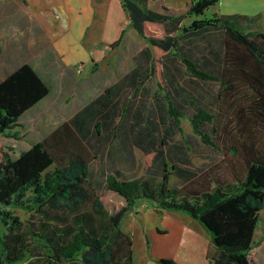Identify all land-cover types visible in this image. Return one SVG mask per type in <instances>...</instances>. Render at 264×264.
<instances>
[{
  "label": "trees",
  "instance_id": "1",
  "mask_svg": "<svg viewBox=\"0 0 264 264\" xmlns=\"http://www.w3.org/2000/svg\"><path fill=\"white\" fill-rule=\"evenodd\" d=\"M148 1L122 0V6L133 27L151 44L154 64L159 57L174 55L192 76L218 81V98L228 100L233 92L243 96L247 104L239 108L242 117L246 110L254 121L264 117V30L250 29L257 19L217 13L204 16L218 0H192L181 15L165 8L157 11ZM185 17L192 20L180 25ZM212 35H221L218 48L210 49L216 59L213 72L179 49L180 39ZM47 93L48 86L27 64L0 82V219L4 228L0 264H132V237L121 228V221L140 200L151 201L158 211H181L199 220L214 244V251L208 253L214 264H250L249 254L259 243L254 234L264 208V156L252 143L245 146L240 174L226 183L208 177L200 183L194 171L180 167L183 161L169 165L157 150L146 154L145 176L127 178L119 170L108 171L103 178L95 176L90 167L95 155L88 148L93 145L84 141L87 128L78 115L12 156L1 137L18 139V132L13 131L17 119ZM186 98L182 95L183 101ZM166 100L178 124L185 117L181 113L184 104L172 96ZM213 119V114L198 108L190 125L203 143L219 149L202 129ZM172 175L185 182L173 184ZM102 190H112L125 203L110 213ZM11 208L23 209L36 219L24 222ZM157 262L177 264L166 258Z\"/></svg>",
  "mask_w": 264,
  "mask_h": 264
},
{
  "label": "crops",
  "instance_id": "2",
  "mask_svg": "<svg viewBox=\"0 0 264 264\" xmlns=\"http://www.w3.org/2000/svg\"><path fill=\"white\" fill-rule=\"evenodd\" d=\"M191 1L149 0L147 5L181 15ZM213 8L220 15L254 17L257 21L250 29L264 30V0H218ZM92 31H98V36ZM176 60V56L166 55L154 64L152 46L131 24L122 0H0V82L27 64L48 86V93L17 119L13 131L19 138L2 136L1 140L11 155H19L78 115L87 128L84 141L93 145L88 148L95 155L90 163L95 176L103 178L112 170H119L127 178L145 176L149 166L140 164V159L144 161L148 152L159 151L164 124L172 128L177 124L166 100L168 96L175 99L173 92L184 87L182 83L177 85ZM80 64L82 68L77 71ZM148 91L160 102L150 112L122 101L124 95L138 98ZM164 156L166 160L169 157ZM100 160H110L112 166ZM179 165L188 167L186 158ZM140 201L125 213L132 223L134 217L144 222L147 212H152L155 219L165 217L167 226L153 222L154 229L158 234L173 232L176 241L169 244L175 249L171 256L151 254L137 264H159L160 258L177 264H214L208 257L214 244L199 220L181 211H158L151 201ZM127 225L129 228H121L130 234V221Z\"/></svg>",
  "mask_w": 264,
  "mask_h": 264
},
{
  "label": "rangeland",
  "instance_id": "3",
  "mask_svg": "<svg viewBox=\"0 0 264 264\" xmlns=\"http://www.w3.org/2000/svg\"><path fill=\"white\" fill-rule=\"evenodd\" d=\"M214 13L215 10L213 6H211L205 11L204 16L211 17ZM191 20L192 17H185L181 21V25H187ZM99 21L97 17V22ZM95 25L96 24L93 23L92 30ZM158 32L161 34L163 33L160 30H158ZM97 34L98 31H92L93 36H98ZM218 36L221 35L180 39L179 49L181 52L196 59L201 68L213 72L216 59L210 49L218 48ZM146 43L147 42H144V45H146ZM206 62H210L209 65L205 66L204 63ZM174 72L178 78L177 85H180L179 83L184 85L182 90L179 88L177 89L180 90L182 95L187 97L185 101H183L181 94L179 95V93L173 92L174 98L184 104L181 113L185 117H180L178 124L173 128L171 124L169 126L164 124L160 128L161 136L159 139L160 143L158 144L160 155H176V157L174 156L175 159L172 158V160L168 157L167 161L169 165H171L173 161L177 163V161H183V159L186 158V164L194 171L195 175H197L196 179L200 183H204L207 177L210 179L218 178L224 181V183L235 181L238 174H240L241 162L243 161L242 155L245 153L246 145L252 143L258 154L264 156V117L256 118L254 121V115L248 110L243 112L244 117H242L239 108L244 109L247 104V100H245L243 96H240L237 92H233L230 94L228 100L222 99L221 97L218 98V92L220 91L219 82L216 80H200L192 76L186 71L184 65L178 58L176 60ZM78 76L79 75H77V77ZM152 86L153 90H155V84H152ZM150 93L151 91H148L145 93V96H140L138 98L124 95L122 101L127 104L133 103L139 105V107H143L144 113L147 111L150 112L151 108L155 109L160 103L157 101V98L151 96ZM198 108H202L214 115L213 122H205L202 125V129L212 136L219 149L203 143L199 136L193 132L190 125V118ZM105 147H108V144ZM12 156L17 157L18 155ZM100 161L101 164L104 165L105 162L102 160ZM111 162L112 161L109 160L105 164L107 166H112ZM140 164H147L146 157L144 161L140 159ZM143 170H145V166H143ZM208 172L210 173L207 175ZM171 182L179 184L178 177L172 175ZM101 194L105 206L110 213L115 212L125 203L124 199L112 190H102ZM135 204L139 205L141 201H137ZM11 210L24 222L36 219L35 215L23 209L11 208ZM127 214L128 212L126 215ZM125 216L121 221V226L123 229L129 228L127 223L130 221L132 231L129 232L134 238L133 264H137L141 259L148 260L151 254H162L166 257L173 254L175 249L169 246L174 240L173 232L158 234L153 225L154 222V224L159 226H167V218L159 217L155 219V215L152 212H147L143 215L144 222L134 217L132 223L131 216ZM197 223L199 222L197 221ZM3 232L4 228L0 219V233ZM145 236H147L148 248ZM263 237L264 208L260 211L257 228L254 234V241L259 243L254 246L249 254L250 264H264ZM174 241H176V239Z\"/></svg>",
  "mask_w": 264,
  "mask_h": 264
},
{
  "label": "built area",
  "instance_id": "4",
  "mask_svg": "<svg viewBox=\"0 0 264 264\" xmlns=\"http://www.w3.org/2000/svg\"><path fill=\"white\" fill-rule=\"evenodd\" d=\"M81 68H82V64H80V65L77 67V71H80Z\"/></svg>",
  "mask_w": 264,
  "mask_h": 264
}]
</instances>
